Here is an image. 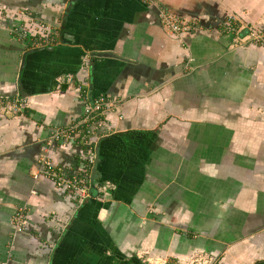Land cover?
Returning <instances> with one entry per match:
<instances>
[{"label":"crops","instance_id":"0c3cea01","mask_svg":"<svg viewBox=\"0 0 264 264\" xmlns=\"http://www.w3.org/2000/svg\"><path fill=\"white\" fill-rule=\"evenodd\" d=\"M18 10L49 20L54 41L26 49L11 32ZM159 11L197 28L172 35ZM228 16L238 32L226 31ZM101 96L112 110L100 127L73 131ZM54 131H69L65 147ZM92 134L88 197L77 202L40 159L52 180L68 177ZM204 255L264 264V0H0V264Z\"/></svg>","mask_w":264,"mask_h":264},{"label":"built area","instance_id":"2783aa9c","mask_svg":"<svg viewBox=\"0 0 264 264\" xmlns=\"http://www.w3.org/2000/svg\"><path fill=\"white\" fill-rule=\"evenodd\" d=\"M19 15L24 16V19L18 23V25L11 27V32L14 33L17 39H20L22 41V45L26 47V49H35V48H41L46 45H49L52 43L56 37V28L49 23V20L42 19V18H34L28 15L25 10H18L17 11ZM230 18L225 21V29L228 32H238V28L234 29L232 27V23L237 22L238 18L235 16H228ZM157 19L161 27L166 30L168 33L178 36L183 33H189L191 31H194L197 28V25L195 24H187L180 19L170 16L167 13L163 11H159L157 13ZM252 29L250 27H246V32L251 35ZM254 38L256 35H254ZM253 39V38H252ZM258 40V39H253ZM65 82L67 84H71V79H65ZM18 102L15 100L13 103H8L4 109L9 111H14L17 106ZM112 102L108 100L106 97H98L93 102H90L89 104H85L83 107L82 112V118L79 123L75 122L72 130L74 131L78 125H81L82 123L89 122L92 120H96V128L100 127V121H98L97 117L101 116L102 113L106 114L107 112H110L112 110L111 107ZM67 132L69 131H54L50 136L51 142H60V147H65L67 145V142L69 139H71L72 136H68ZM93 132V131H92ZM90 132V134L92 133ZM78 132L74 135H77L79 137ZM94 134H92V138L88 136L85 140V152L83 154L82 161L80 162V165L74 170L73 174H71L68 177H64V175H60L61 178L58 181L52 180L56 177L58 173L53 172L54 168L51 165L49 158L46 155H43V157L40 159L43 162L44 169L46 172H50L51 174V184L54 185V187L60 188L61 191L65 192L67 194V197L75 199L77 202L85 199L88 197V189L90 186L89 182V174L88 170L90 169V166L93 162V153L91 150V146L94 143ZM50 141L48 143H50ZM104 191L103 186H96L97 195L99 193H102L101 191ZM12 222L14 230L19 233L20 231H23V227L25 224V216L22 211L19 209L16 210L13 213L12 216ZM187 264H211V259L204 255V257H192L191 259L186 261Z\"/></svg>","mask_w":264,"mask_h":264},{"label":"rangeland","instance_id":"374dc122","mask_svg":"<svg viewBox=\"0 0 264 264\" xmlns=\"http://www.w3.org/2000/svg\"><path fill=\"white\" fill-rule=\"evenodd\" d=\"M251 29H252V31H251V38H253V39H261V34H260V32H258L259 31V29H257L256 27H251ZM254 35H256V37H258V38H254L255 36ZM256 41V40H255Z\"/></svg>","mask_w":264,"mask_h":264},{"label":"water","instance_id":"95a60500","mask_svg":"<svg viewBox=\"0 0 264 264\" xmlns=\"http://www.w3.org/2000/svg\"><path fill=\"white\" fill-rule=\"evenodd\" d=\"M246 32V29L242 30V33H245Z\"/></svg>","mask_w":264,"mask_h":264}]
</instances>
